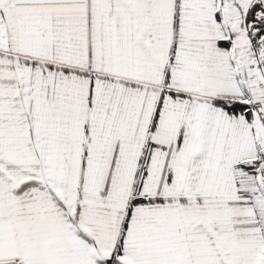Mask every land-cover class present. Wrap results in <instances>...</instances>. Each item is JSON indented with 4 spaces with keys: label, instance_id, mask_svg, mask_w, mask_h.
I'll list each match as a JSON object with an SVG mask.
<instances>
[{
    "label": "snow or ice",
    "instance_id": "1",
    "mask_svg": "<svg viewBox=\"0 0 264 264\" xmlns=\"http://www.w3.org/2000/svg\"><path fill=\"white\" fill-rule=\"evenodd\" d=\"M0 264H264V0H0Z\"/></svg>",
    "mask_w": 264,
    "mask_h": 264
}]
</instances>
